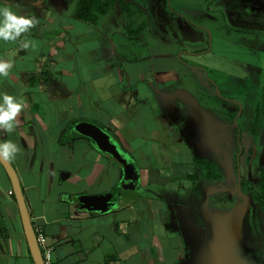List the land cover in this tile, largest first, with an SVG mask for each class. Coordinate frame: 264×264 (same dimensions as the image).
<instances>
[{
  "label": "crops",
  "instance_id": "obj_1",
  "mask_svg": "<svg viewBox=\"0 0 264 264\" xmlns=\"http://www.w3.org/2000/svg\"><path fill=\"white\" fill-rule=\"evenodd\" d=\"M36 1L0 0L37 21L16 40H0V59L12 63L0 76V102L7 93L23 103L14 130L0 129V143L19 148L9 161L52 264H179L181 251L195 248L189 216L203 204L186 171L199 166L200 145L178 119L180 88L157 78L164 70L157 32L147 38L125 4L123 16H107L110 7L88 21ZM77 123L100 127L103 144L127 157L138 174L134 199L123 166L77 133ZM0 264H34L1 164Z\"/></svg>",
  "mask_w": 264,
  "mask_h": 264
},
{
  "label": "rangeland",
  "instance_id": "obj_2",
  "mask_svg": "<svg viewBox=\"0 0 264 264\" xmlns=\"http://www.w3.org/2000/svg\"><path fill=\"white\" fill-rule=\"evenodd\" d=\"M108 1L112 5L107 16H123L120 5L125 4L129 19L143 23L147 38L157 32L164 56V70L157 78L180 88L182 95L175 105L182 128H188L200 145L194 151L198 158L214 159L220 173V179L207 178L200 166L186 167L195 178L193 187L203 194V204L196 207L198 214L189 216L195 248L190 256L182 250L179 264H220L217 251L210 247L216 228L228 222L234 206L243 200L237 190V170L242 192L252 188L262 197L264 190V0H99V5L106 7ZM36 2L57 8L61 4L70 14L82 0ZM171 52L175 56L168 58ZM205 123L217 150L209 146ZM250 199L238 211L231 232L223 235L226 264H264V199L253 192Z\"/></svg>",
  "mask_w": 264,
  "mask_h": 264
},
{
  "label": "water",
  "instance_id": "obj_3",
  "mask_svg": "<svg viewBox=\"0 0 264 264\" xmlns=\"http://www.w3.org/2000/svg\"><path fill=\"white\" fill-rule=\"evenodd\" d=\"M74 130L79 134H82V135H85L91 138L104 154L108 155L111 158V160L117 163H120L123 166L124 172H125V178H124L125 184L137 190L134 196L131 197V199H134L140 191V187L137 184H135L134 179H133L134 174L136 178H138V174H137V171L133 167H131V164L129 160L127 159V157L122 153L118 155L113 154L103 144L102 137L100 135V132H103V130L100 127L94 126V125L89 126L86 124L77 123L74 125ZM205 137L208 139L209 146L217 150L216 144L214 142L215 140L213 138L212 130L210 129V127H208L206 123H205ZM223 159H224L226 170L229 174L230 167H229V160H228L226 152H223ZM0 164L5 170L11 182L12 192H13V195L15 197V200L18 206L25 239H26L27 246H28L31 258L33 260V263L34 264H44L42 251L37 241V234L34 230V227L32 225V222H31L28 210H27V206L25 203V199L23 196L22 188H21L17 173L9 160H5L4 158L0 157ZM210 189L211 188H208L205 191V193H208ZM237 190L239 191L240 195L244 198V200L240 204L234 206L228 222L225 225L216 228V230L214 231V237L211 242L210 248L217 250L218 258L221 261V264L227 263V257H226L227 247H226V243L223 240V235L231 232V230L233 229L234 224L238 220V215H237L238 211L243 210L246 206H248L251 203L249 194L241 191L239 177L237 180ZM80 200L88 201L87 198H80Z\"/></svg>",
  "mask_w": 264,
  "mask_h": 264
},
{
  "label": "clouds",
  "instance_id": "obj_4",
  "mask_svg": "<svg viewBox=\"0 0 264 264\" xmlns=\"http://www.w3.org/2000/svg\"><path fill=\"white\" fill-rule=\"evenodd\" d=\"M36 22L34 17L18 15L9 6L0 7V40H16L22 33L34 27ZM22 46L27 49L29 43L25 42ZM11 67L12 63L10 60L0 59V76H7ZM22 107V102L17 101L10 94L4 93L2 102H0V129L7 132L13 131L16 117ZM18 151V146L10 140L0 143V157L5 160L12 159Z\"/></svg>",
  "mask_w": 264,
  "mask_h": 264
},
{
  "label": "trees",
  "instance_id": "obj_5",
  "mask_svg": "<svg viewBox=\"0 0 264 264\" xmlns=\"http://www.w3.org/2000/svg\"><path fill=\"white\" fill-rule=\"evenodd\" d=\"M106 7H101L99 5V0H82V3L79 4L78 9L76 11V16L78 18L88 20V21H95L98 14L105 13L112 5L111 1H108ZM198 165L205 170V176L207 178H216L220 179V173L217 170V162L214 159L209 160H197ZM262 186L264 188V179H262ZM249 193L253 192L259 199H264V190L263 195H260L257 192H254L252 188H249Z\"/></svg>",
  "mask_w": 264,
  "mask_h": 264
},
{
  "label": "built area",
  "instance_id": "obj_6",
  "mask_svg": "<svg viewBox=\"0 0 264 264\" xmlns=\"http://www.w3.org/2000/svg\"><path fill=\"white\" fill-rule=\"evenodd\" d=\"M38 244L41 248L44 264H52L51 248L46 245V239L40 235L37 236Z\"/></svg>",
  "mask_w": 264,
  "mask_h": 264
},
{
  "label": "flooded vegetation",
  "instance_id": "obj_7",
  "mask_svg": "<svg viewBox=\"0 0 264 264\" xmlns=\"http://www.w3.org/2000/svg\"><path fill=\"white\" fill-rule=\"evenodd\" d=\"M241 114V111H238V113H237V117L239 116ZM234 123H236V119H235V121H234ZM240 134H241V130L239 131V133H238V139H237V143H238V148H239V156H240V152L242 153V145H241V136H240ZM224 152H226V151H224ZM227 153V152H226ZM228 157V156H227ZM239 158V157H238ZM235 160H237V164L239 163V161H238V159H236V156H235ZM238 177H239V180H240V172H239V169L237 170V180H238ZM244 193H248L249 194V196H251V193H249V192H244ZM258 193V192H257ZM243 198V197H242ZM243 200H244V198H243ZM243 200H242V202H243ZM217 251V250H216ZM217 255H218V252H217ZM220 264H221V261H220Z\"/></svg>",
  "mask_w": 264,
  "mask_h": 264
}]
</instances>
